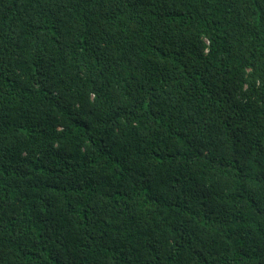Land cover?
I'll return each instance as SVG.
<instances>
[{
	"label": "trees",
	"instance_id": "1",
	"mask_svg": "<svg viewBox=\"0 0 264 264\" xmlns=\"http://www.w3.org/2000/svg\"><path fill=\"white\" fill-rule=\"evenodd\" d=\"M0 264H264V0H0Z\"/></svg>",
	"mask_w": 264,
	"mask_h": 264
}]
</instances>
